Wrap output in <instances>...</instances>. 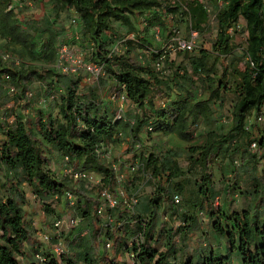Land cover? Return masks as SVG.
Here are the masks:
<instances>
[{"label":"trees","instance_id":"1","mask_svg":"<svg viewBox=\"0 0 264 264\" xmlns=\"http://www.w3.org/2000/svg\"><path fill=\"white\" fill-rule=\"evenodd\" d=\"M20 1L0 0V36L8 48L4 51L22 60L27 53L43 63L39 67L23 64L10 70L11 82L18 90L15 97L8 96L0 88V115L16 114L13 125L0 122L3 136L0 140V172L10 171L15 176L8 179L0 193V264H22L20 258H30L32 264H125L120 255L126 252L134 255L132 264H233L229 254L217 256L211 251L188 254L184 244L189 232L202 229L198 210L210 217L215 215L212 204L219 191L212 185L210 168L214 159L219 156L229 160L255 158L258 155L248 149L253 141L258 143L260 150L264 148V129L260 130L258 123L246 129L249 117L264 114V0H228L222 8L218 7L217 0H34L36 4L49 3L50 12L39 19L40 23L19 20L24 10L18 5ZM9 5L14 9L9 10ZM72 12L78 16L80 43L89 50L90 61L101 64L104 73L114 81L108 91L119 94L125 86L128 99L132 97L141 108L149 109L150 113L145 112V116L135 115L133 125L113 121L106 112L100 99L101 91L107 87L105 78L101 77L79 97L80 75H62L53 67L58 43L67 41L64 31L69 30ZM211 16L217 32L212 50L200 48L194 54L177 52L186 56L190 70L177 67L158 105L153 101L155 96L144 93L139 88V81L126 72L128 64L123 57L109 53L113 34L118 32L116 24L137 32V25L144 18L149 25L160 26L161 37L166 39L172 36V33L167 34L169 28L176 30L174 36L181 33L183 27L189 35L190 31L202 35L208 30ZM60 20H67V25H59ZM242 21L244 25L240 29L238 25ZM240 30L246 33L244 46L234 43ZM108 32L112 36H106ZM138 46L147 49L153 62L163 63L167 59V53L149 39ZM242 62L243 70L239 66ZM3 67L0 59V72L6 70ZM227 78L233 81L231 87ZM34 81L38 82L40 94L61 91L56 107L62 122L41 109L32 125L28 123L22 111L30 105L16 101L24 99ZM231 93L235 94V104L227 123H220L224 116L219 115V111ZM11 100L19 109L7 108ZM161 100L168 101L165 108L160 107ZM2 107L6 109L2 111ZM150 125L154 128L152 132L148 131ZM200 125L206 129L197 142L195 131ZM120 132L131 135L136 142H141L143 133L175 136L186 143V148L181 149L184 155L175 149L166 152L155 149L147 155L136 153L134 149L144 170H149L157 181V196L141 199L130 212L106 211L115 215L116 221L125 217L127 222L120 229L113 225L106 233L111 241L110 253L107 250L101 254L97 252L102 225V219L96 214L100 201L92 195V190L80 184L76 214L82 218L81 222L89 224L90 237L84 243L77 237L67 242L69 253L61 257L55 256L52 249L39 253L46 259L41 263L35 258L38 250L33 248L37 240L26 220L23 209L26 196L20 186L27 184L33 195L45 204L55 197L61 199L65 188L71 184L49 168L50 157L66 155L73 160L74 166L100 174L104 186L114 190L118 184L115 173L97 156L95 149L102 143H119L120 140L114 138ZM180 158L186 161L185 168L181 166ZM241 166L237 175H248L252 179L254 186L249 194L258 198L257 207L264 206V175H258L254 167ZM190 174L198 178L195 179L198 191L195 202L187 198L191 193ZM139 180L128 179L127 189L128 185L136 188ZM227 185L228 193L232 192L234 185ZM174 191L183 196V202H192L195 207L193 214H183L185 225L178 228L163 221L164 213L169 211L170 217L178 213L179 207H175L171 199ZM45 210L50 218L61 215L50 205ZM229 219L231 227H224L219 221L214 224L215 232L226 240L229 251L237 249L242 264H264V217L249 209L234 212ZM138 235L141 239L136 242L134 239Z\"/></svg>","mask_w":264,"mask_h":264},{"label":"rangeland","instance_id":"2","mask_svg":"<svg viewBox=\"0 0 264 264\" xmlns=\"http://www.w3.org/2000/svg\"><path fill=\"white\" fill-rule=\"evenodd\" d=\"M35 6L29 9H24L22 11V16L25 18V21L30 23H40L39 19L40 17V6L33 2ZM49 3H46L44 6L45 11L48 13L50 12ZM42 10V9H41ZM213 16L209 19V27L208 30L203 33L202 35L199 34L198 37L195 39V50H193L190 54L197 53L198 49L203 48L206 50H212L213 41L216 38V24L212 20ZM59 25H67V20L58 21ZM240 27L242 28L244 23L243 21L239 23ZM58 26V24H57ZM117 32V35L113 34L114 38L109 44V53L111 55L118 54L119 56L123 57V60L125 63L128 64V67L126 69V72L130 74V76L138 80L139 82V88L143 90L144 93L148 94V96H155L153 97L154 103L158 105L159 99H161V96L163 93H165V90L167 89V83L168 80L171 79L176 72V69L178 66H183L188 68V62L186 56L181 53L180 55L177 52H173L170 50L168 42L171 38L175 37L173 32H176V30L169 28L167 29V34L172 33V36L166 39H163L161 37L160 33V26L158 25H149L147 22H145L144 18L140 20V23L137 25V32H130L126 27L116 24L115 25ZM240 28V29H241ZM181 33H179L177 36L183 38V39H190V35L185 31V27L181 28ZM69 33V30L64 31V38L69 41L67 34ZM111 33L108 32L106 36L109 37ZM112 36V34L110 35ZM133 37L135 40H138L141 43H145L146 39H149V41L155 45L159 50H163V52H166V57L161 63V67L159 68L156 62L152 61L151 55L148 54L147 49L143 48L142 46H138L139 43H136L132 40L125 41L127 38ZM105 38V37H104ZM129 42V43H128ZM246 42V33L240 32L236 34L234 43L239 45H245ZM5 49H8L5 47V41L0 36V54L4 53ZM155 52V51H154ZM90 56L88 53V57L86 59L90 61ZM24 65L25 66H41L43 62L37 61L32 59L30 55L27 53L24 55ZM244 62H242L239 66L240 69L243 70L244 68ZM190 70V68H188ZM81 77V83H80V89L78 92V96L82 97L84 93H87V91L94 85H90L86 82V79L83 75ZM101 77L105 78L107 80V87L104 89V91H101L100 93V99L103 102L104 108L106 109V112L111 115V117H115L116 115V107L115 105L108 102V98L112 94V91H108L109 87L114 85V81L112 78H110L108 75L103 73ZM100 77V78H101ZM229 86H232L233 81L231 78L226 79ZM97 83V82H96ZM30 90L34 93L35 101L37 100V97L40 96V88L38 85V82L34 81L30 84ZM60 92H58V95L60 97ZM235 93V92H234ZM231 93L225 100V103L221 110L219 111V115L226 116L227 118L230 116V113L232 111V107L235 104V94ZM132 98V97H131ZM129 98L126 106H125V112H124V120L123 122H131V124H134V116L141 115L145 116L146 114H149V109H143L140 107V105ZM1 103V101H0ZM34 103V102H33ZM58 103V102H56ZM56 103L50 106L49 108L44 109L45 111H49L52 113L53 119L62 122V117L60 115L58 107H56ZM146 104V103H145ZM8 108V107H7ZM12 109H19L17 107V104L15 106L11 107ZM153 108V107H150ZM6 107H2V111H4ZM39 107L36 105H32L28 109V113L26 110H23L22 112L24 115H26V119L28 120V123L32 125L33 120L38 116ZM145 112H147L145 114ZM254 120L252 119L251 124H247V129H250V127L254 124ZM260 130L264 129V124L260 123L259 125ZM206 128H204L203 125H200L196 132L197 142L200 141L199 136L201 133L204 132ZM259 131V129H258ZM255 133H258L257 130ZM2 134L0 131V140L2 139ZM114 139H119L120 142L117 144L114 143H107V149L106 151L110 154V161L113 162L117 169L118 173L122 175L121 180L118 182L115 189H111V192L114 195H118V192L120 194V191H123V193L130 198L132 195L137 197L138 202L145 198V197H154L157 194V181L155 178H150L147 173H142L140 170H132L131 166L134 165V162H136L139 158L135 156L134 149L136 148V153L144 152L147 153L151 151L156 150H162V152H166L168 149H175L182 153L181 156H183V150L182 148H186V143L180 141L175 136H163L158 134H152L147 135L146 133H143L141 142H136L133 140L132 136L129 134H126L125 132H120ZM135 141V142H134ZM132 148V150H131ZM250 147H248L249 149ZM44 150L47 149L44 148ZM253 153V152H252ZM258 156H255V158H251L247 156L246 158H240L235 157L234 160H229L226 158H223L219 156L218 158H215L211 168L210 172L213 175V187L216 191H219L218 196L214 200L212 204V210L215 212V215L213 217H210L209 214H206L202 210H198V218L200 222L202 223V229L197 232H189L188 237L185 240L184 244V251L188 254L194 253L195 251L199 252H207L209 253L214 252L217 256H224L226 254H229L231 257L233 264H242V259L239 254V251L237 249L229 251V245L227 244L226 240L222 238L220 235H218L214 230V224L216 222H221L224 227H231V221L229 219V215H231L234 212L241 213L246 210H251L253 214L262 215L264 217V206L257 207L258 205V198H254L252 195L249 194L250 191H252V188L254 186V182L248 175L240 174L237 175L239 171L240 166L246 165L249 168H255L258 175H264V148H261L259 152L256 153ZM48 155V154H46ZM50 157V155H48ZM62 156L59 155H53L50 157L51 165L49 168L56 173L59 177H62L63 179H69L63 175L62 171ZM236 161H238L239 164H236ZM180 163L183 168L187 166L186 161L182 158H180ZM241 166V167H242ZM147 172H150L149 170ZM14 174L10 171L0 172V193L2 194V187L5 186V183L8 182V179L14 178ZM141 179L137 181V187L132 188V186L128 185L129 188L127 189V180L128 179ZM195 179H198L193 174L189 176V189H190V195L187 196V198H191V201L196 200L198 191L197 187L195 186ZM227 184L234 185L232 192L227 191ZM20 188L24 191L26 196V204L24 206V212L26 215V220L29 223V225L32 228V233L34 238L37 240V243L34 246V250L38 253L51 251L52 247L50 244H47L42 240L40 235L43 233L54 235L55 231H53L51 227V222L53 218L48 217V213L45 210L47 205H50L52 209L57 211V214H61L60 216L56 215V217H69L70 215H73L74 213L67 207V204L63 197L61 199L55 197L54 199H51L46 204L39 200L37 197H35L32 193V191L29 189V186L27 184H22ZM92 189V188H91ZM90 189V190H91ZM120 190V191H118ZM92 195L98 197L99 191L96 189L92 190ZM120 196H122L120 194ZM157 196V195H156ZM181 196V195H180ZM264 197V195H263ZM183 196H181V203L178 206L179 210L174 217L169 216V211L163 214V221L164 222H170L173 227H177V223L180 221H183V214L187 213L188 215H191L195 212L194 204L183 202ZM254 200H256L254 202ZM103 204V203H102ZM134 208V207H133ZM109 208L105 204L103 205V212L99 217L102 219V225H101V231L100 236L101 237H107L106 233L109 232L113 225H116L117 227L119 225L126 224V218H122L119 221H116V216L112 215L111 212H106ZM121 210L123 212H130L132 208H124L121 204L118 205L116 208H112V210ZM164 209V205H162L161 210ZM57 233V232H56ZM61 237L65 242L72 241L76 237L81 240L80 243H84V241L90 237V226L87 222H80L78 227L75 228H65L63 231H61ZM82 245V244H81ZM76 249L81 250L80 247H76ZM106 251V250H104ZM102 249L101 244H98V251L100 254L104 252ZM35 252V253H36ZM53 252V251H52ZM107 253H110V250H107ZM132 253H122L120 255V260L123 261L125 264H132L134 261V258L131 255ZM22 264H32L30 261H32L30 258H20L19 259Z\"/></svg>","mask_w":264,"mask_h":264},{"label":"built area","instance_id":"3","mask_svg":"<svg viewBox=\"0 0 264 264\" xmlns=\"http://www.w3.org/2000/svg\"><path fill=\"white\" fill-rule=\"evenodd\" d=\"M228 0H217L218 7L222 8ZM34 0H22L19 2V6L21 9H29L33 8L35 4ZM46 2V1H45ZM40 6V16H44L47 12L44 9V1L40 2L38 4ZM14 9L12 5H9V10ZM42 9V10H41ZM16 10V8H15ZM40 17V18H41ZM19 20L21 22L25 21V18L22 16V13L19 15ZM214 21V17L212 18ZM78 16L75 12H72V15L69 19V33L67 34L69 41L61 40L58 43L57 46V57L56 61L53 65L55 70L62 74V75H83L86 79V82L88 84H95L99 81L102 73H103V66L99 63L88 61L86 57H88L89 50L81 46L80 38H79V31L78 30ZM239 28L240 24L238 25ZM232 32V29L230 30ZM198 32L190 31V39H183L179 36H175L170 39L167 46H169L170 50L173 52H192L195 50V39L198 37ZM134 41L136 43H140L138 40H135L133 37L127 38L125 41ZM111 55V53H110ZM0 59L3 64V70L0 72V88L6 91V94L10 97H15L18 94L17 87L12 84L11 82V73L10 70H16L20 68L24 61L17 55L12 54L10 52H4L0 54ZM161 62L156 63V65L160 68ZM123 90L121 93L112 92L110 97L108 98V102L115 105L116 107V115L113 117V121H122L124 120V112H125V106L128 102V97L125 93V86H122ZM60 98L58 93L53 91H48L45 93L40 94V96L37 97V100L35 101L34 93L32 90H27L25 92L24 99L17 100V103H22L23 105L29 104L30 106L26 109L28 113V109L32 107V105H36L39 107V109H46L55 104L56 102H59ZM15 101L11 100L7 107L11 108L12 106H15L17 103ZM34 102V103H33ZM167 100H161L160 101V107L165 108L167 106ZM252 119L255 123L258 124H264V114H257L252 117H249L248 124H251ZM16 121V114L11 113L10 115L6 116L0 115V122L5 123L7 125H13ZM220 123H227V117L224 116L221 118ZM153 126L150 125L148 127V131H153ZM247 129V127H246ZM107 146L105 143H102L99 147L95 149V153L97 156L109 164V166L113 169L115 173V178L117 182H119L122 178V175L118 173V169L116 165L111 162L110 160V153L106 151ZM250 150L253 153H257L260 151L259 145L256 141H253L250 145ZM62 173L65 177L69 179V183L71 184L69 187L65 188L63 193V199L65 200L67 207L74 213L73 215H70L69 217H56L52 219L51 227L53 231H55L54 235L43 233L40 235L42 240L46 242L47 244H50L52 247V251L55 256L61 257L69 253V245L67 242H65L61 237V231H63L65 228H75L78 227L80 222L82 221V218L79 217L76 212L78 208V186L80 184H84L87 188L91 190H98V197L100 201V205L97 208V215H101L103 212V205L105 204L109 208H116L118 205H122L124 208H132L138 203L137 197L132 195L130 198H128L123 191H120L118 195H114L111 192V188L104 186L102 182V176L98 174L95 171L87 170L82 168L81 166L76 167L74 166L73 160L70 159L69 156L62 155ZM236 164H239L238 161H236ZM143 163L140 159H138L136 162H134V165L131 166L132 170H140L142 173H147V175L150 178H154L153 174L151 172H147V170H144ZM172 202L175 207H178L181 203V196L178 192L174 191L171 196ZM103 203V204H102ZM179 210V209H178ZM185 225L183 221H180L177 223L178 228L180 226ZM122 227V224L119 225L116 229H120ZM57 232V233H56ZM140 235H138L134 240L138 242L140 240ZM178 241V238H176ZM99 244H101L103 251L104 250H110L111 249V241L107 237H101L99 235L98 237ZM133 240V241H134ZM55 241V242H53ZM132 241V242H133ZM132 242H128L129 245L132 244ZM134 258V255L131 254ZM35 258L40 261L41 263H44L46 259L41 254H35Z\"/></svg>","mask_w":264,"mask_h":264}]
</instances>
